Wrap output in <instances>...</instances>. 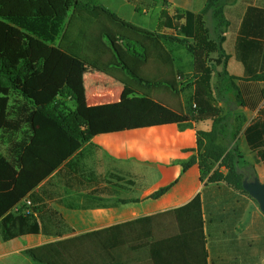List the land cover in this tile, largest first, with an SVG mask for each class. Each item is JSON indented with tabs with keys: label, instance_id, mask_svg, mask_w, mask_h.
<instances>
[{
	"label": "trees",
	"instance_id": "trees-1",
	"mask_svg": "<svg viewBox=\"0 0 264 264\" xmlns=\"http://www.w3.org/2000/svg\"><path fill=\"white\" fill-rule=\"evenodd\" d=\"M152 1L162 3L154 31L123 19L99 0H0L3 240L63 231L62 219L50 207L34 204L41 201L36 189L51 196L46 185L52 183L53 172L84 142L102 133L171 123L183 130L193 122L211 119L209 130L196 131L193 153L177 161L183 171L197 164L201 178L207 175L210 182L223 181L248 194L243 179L257 174L240 150L231 112L216 106L200 81L181 99L183 86L210 73L207 49L197 42L201 31L209 34L220 56H225L221 44L227 0H206L201 15L170 8L169 0ZM255 10L259 9L248 7L240 34L264 38V11L251 15ZM162 29L169 32L159 33ZM247 37L237 40L244 64L243 50L249 45L261 46V41H247ZM187 64L189 70L185 71ZM84 65L112 75L122 84L117 101L88 105ZM249 77L235 82L237 78L223 68L216 79L220 92L216 97L222 98L220 89H225L229 92L225 99L255 109L263 99L258 81L264 80V74L253 71ZM157 88L170 91L176 104L156 99L152 92ZM241 132L248 148L264 163V119L259 116ZM219 161L225 172L214 168ZM171 185L160 187L151 196L158 198ZM25 199L32 211L24 212V206H18ZM28 254L41 264H208L201 198L169 214Z\"/></svg>",
	"mask_w": 264,
	"mask_h": 264
},
{
	"label": "crops",
	"instance_id": "crops-1",
	"mask_svg": "<svg viewBox=\"0 0 264 264\" xmlns=\"http://www.w3.org/2000/svg\"><path fill=\"white\" fill-rule=\"evenodd\" d=\"M127 1L141 14L138 22H131L111 6L104 5L139 27L156 30L161 1ZM169 3L170 8L190 10L201 15L206 0H169ZM250 6L259 9L251 15L261 14L264 0H227L224 5L227 26L221 46L225 56H220L217 43L205 30L200 32V46L207 49L205 61L210 70V73L200 75V83L204 84L216 106L232 115L240 113L241 120L247 119L244 127L259 116L264 119V80L258 81L263 99L255 109H250L237 106L233 98L225 99V94H229L225 89H220L222 98L216 97L220 92L215 73L225 68L229 76L237 78L235 82L240 78L249 79L253 71L264 74V38L240 34L243 17ZM156 8L158 16L155 20L148 14ZM168 32L162 29L159 33ZM239 37H247V41H261L260 48L249 45L243 50L245 64L239 57ZM88 67L100 74L93 76L94 80L122 85L112 75ZM120 92L112 88L100 91L93 85L89 94L86 89L87 103L115 102ZM154 92L153 96L156 95ZM158 96L161 97V94ZM211 124V119H205L193 122L191 127L183 130L171 123L93 136L53 172L52 183L46 185L51 196L42 193L39 187L35 192L40 195L41 201L34 204L45 203L50 207L62 219L63 231L60 234L39 232L1 239L0 264H41L32 259L28 251L169 214L189 205L197 197L201 198L203 207L208 264H264V213L254 199L223 181L216 183L202 179L197 164L183 171L177 161L193 153L190 149L196 148V131L209 130ZM239 139L244 154H254L264 165L256 151L248 148L242 132ZM169 184L172 185L164 194L158 198L151 196L154 191ZM30 204L25 199L18 206L23 205V211L29 212L32 211L28 207Z\"/></svg>",
	"mask_w": 264,
	"mask_h": 264
},
{
	"label": "rangeland",
	"instance_id": "rangeland-1",
	"mask_svg": "<svg viewBox=\"0 0 264 264\" xmlns=\"http://www.w3.org/2000/svg\"><path fill=\"white\" fill-rule=\"evenodd\" d=\"M101 3L105 4V5H109L113 8L114 11H116L120 16H122L123 18L131 21V22H138L141 18V14L136 12L133 5L131 3H129L127 0H99ZM158 13V8H156V10L149 12L148 17L150 16L152 19L156 20V17ZM199 22H198V27H197V31L198 33L200 32V27H199ZM200 37H197V42H199ZM184 60L186 62L189 61V55L187 54V52H184ZM189 70V65L187 64L185 71ZM95 75H100L99 73L95 72L94 70L90 69L87 65H84V84L86 89L88 90V94L89 91L92 90L93 85H95L98 90L103 91V90H107V89H115V90H122V85L116 83V82H108V81H99V80H94L93 76ZM215 81L217 79L218 74L215 73ZM212 79V78H210ZM196 81H200V77L197 80H194L188 84H186L185 86H183L181 88V97L186 99L190 93L192 92L193 89V85ZM157 87V86H156ZM163 89L161 88H157L154 89V93H156L157 98H160L161 100H163L164 102H167L169 104H176L177 99L175 98V96L172 93H168V92H164L162 91ZM161 91V93H160ZM117 92V91H116ZM153 94V93H152ZM158 94H161V97L158 96ZM118 98V97H117ZM232 121L233 124L235 125L234 128L236 130L237 136H238V144L240 147V136H241V130L245 125V122H247L246 120H241V114L240 113H235L232 116ZM241 150V148H240ZM242 151V150H241ZM246 161H248L249 163H251V165L253 166L256 174L259 176L260 180L264 182V165L261 164L260 162H258L259 160H257V158L255 157L254 154L252 153H245L242 151ZM256 161V163H255ZM214 168H216L217 170L226 171V168L223 166L222 162L219 161L215 164ZM206 178L208 180V176L205 175L202 177V179ZM255 201V200H254ZM256 202V201H255ZM257 203V202H256ZM258 204V203H257ZM1 234H0V241H1Z\"/></svg>",
	"mask_w": 264,
	"mask_h": 264
},
{
	"label": "water",
	"instance_id": "water-1",
	"mask_svg": "<svg viewBox=\"0 0 264 264\" xmlns=\"http://www.w3.org/2000/svg\"><path fill=\"white\" fill-rule=\"evenodd\" d=\"M242 187L258 203L259 209L264 213V182L259 176L255 175L251 178L245 176Z\"/></svg>",
	"mask_w": 264,
	"mask_h": 264
},
{
	"label": "built area",
	"instance_id": "built-area-1",
	"mask_svg": "<svg viewBox=\"0 0 264 264\" xmlns=\"http://www.w3.org/2000/svg\"><path fill=\"white\" fill-rule=\"evenodd\" d=\"M27 204H30V201L29 200H26Z\"/></svg>",
	"mask_w": 264,
	"mask_h": 264
}]
</instances>
